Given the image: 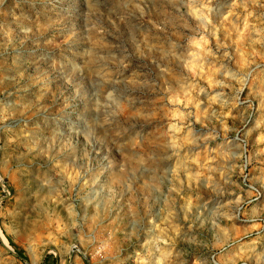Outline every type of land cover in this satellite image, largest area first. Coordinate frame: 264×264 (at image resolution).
Instances as JSON below:
<instances>
[{
    "label": "clouds",
    "instance_id": "9594fccd",
    "mask_svg": "<svg viewBox=\"0 0 264 264\" xmlns=\"http://www.w3.org/2000/svg\"><path fill=\"white\" fill-rule=\"evenodd\" d=\"M264 264V0H0V264Z\"/></svg>",
    "mask_w": 264,
    "mask_h": 264
},
{
    "label": "rangeland",
    "instance_id": "374dc122",
    "mask_svg": "<svg viewBox=\"0 0 264 264\" xmlns=\"http://www.w3.org/2000/svg\"><path fill=\"white\" fill-rule=\"evenodd\" d=\"M46 264H57V261L54 258L49 257L48 261L46 262Z\"/></svg>",
    "mask_w": 264,
    "mask_h": 264
}]
</instances>
